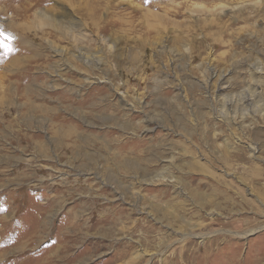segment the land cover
<instances>
[{"label":"rangeland","instance_id":"1","mask_svg":"<svg viewBox=\"0 0 264 264\" xmlns=\"http://www.w3.org/2000/svg\"><path fill=\"white\" fill-rule=\"evenodd\" d=\"M0 264H264V0H0Z\"/></svg>","mask_w":264,"mask_h":264},{"label":"bare ground","instance_id":"2","mask_svg":"<svg viewBox=\"0 0 264 264\" xmlns=\"http://www.w3.org/2000/svg\"><path fill=\"white\" fill-rule=\"evenodd\" d=\"M15 33V32H14ZM17 50V49H16ZM18 51V50H17ZM243 103V102H242ZM247 110V109H246Z\"/></svg>","mask_w":264,"mask_h":264}]
</instances>
